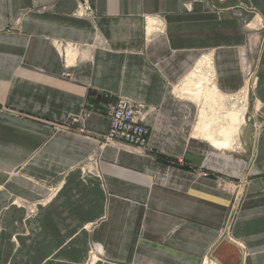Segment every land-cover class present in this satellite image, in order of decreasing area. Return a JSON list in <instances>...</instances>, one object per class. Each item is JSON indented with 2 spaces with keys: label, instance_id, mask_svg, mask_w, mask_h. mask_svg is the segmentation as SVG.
Masks as SVG:
<instances>
[{
  "label": "crops",
  "instance_id": "crops-1",
  "mask_svg": "<svg viewBox=\"0 0 264 264\" xmlns=\"http://www.w3.org/2000/svg\"><path fill=\"white\" fill-rule=\"evenodd\" d=\"M79 1L0 0V264H264L261 0ZM249 35L248 118L215 124ZM117 96L148 107L146 152L102 142Z\"/></svg>",
  "mask_w": 264,
  "mask_h": 264
},
{
  "label": "rangeland",
  "instance_id": "rangeland-1",
  "mask_svg": "<svg viewBox=\"0 0 264 264\" xmlns=\"http://www.w3.org/2000/svg\"><path fill=\"white\" fill-rule=\"evenodd\" d=\"M190 6H192V5H190ZM190 6L186 5V7H188V8ZM263 6H264V0H261V7L263 8ZM244 11H243V13H240L244 24L247 25L249 22L253 21V22H251L249 24V26L252 25L251 27L258 26L259 28H261V30H260L261 33L260 34H262V38H263L264 37V14H261L259 11H255L254 9H252V10L248 9V10H244ZM257 15L262 18V21L260 23H258L257 25H254V23L256 24L257 21H258V18H257L258 16ZM248 29L250 31L251 28L248 27ZM254 31L255 30H253L252 32H254ZM249 37H250V39L247 40L246 49L243 51L242 54H240V56H241V67H242L243 74H244V79H245L244 86L241 89H239V92H236L235 94L228 95V96H225V97L214 96L215 101H217L219 103H222V105H221L222 108L218 109V111H216V113L214 111V114H213V112L211 110H209L210 111L209 112L210 115L212 114V119L215 116V120H214L215 124H219V123L221 124L223 122L222 118L224 117L223 115L225 114V112H227L229 110L228 112L230 113L232 111L233 107L237 108V107H239V106H241L242 104H245V103H246V110H245V112L243 114V119L247 120V118H248V115H249V112H250V96H249V93H250V91H253V90L257 89L258 84H259L258 63L256 61L255 55L253 56L252 54L257 53L256 50L260 47L259 45H260V41H261V36H259L258 38L257 37L254 38L253 35H252V37L249 35ZM254 39H258V41H255V42L253 41V43H252V40H254ZM252 45H253V51L252 52H254V53H250ZM210 66L211 65L206 67V66H201V65L197 64L196 69L197 70H209ZM212 69H213V66H212ZM194 75H196V74L192 75L193 77L190 79V81L185 79L184 86L182 87L183 91H185V89H188V88H193V89L197 88L196 84L192 85L193 81L201 83L202 85H204V91L209 87V84H208L209 81H210L209 79H208V81L206 79L204 81V77H196ZM249 77H251V78H249ZM213 78H214V71H213ZM198 79H200V81ZM201 81H204L205 84H203ZM214 82H215V80H214ZM212 90H213V88H210L208 91H212ZM194 91H196V90H194ZM185 93H187V92H185ZM199 94L200 93H198V95ZM186 95H188V97L196 100L198 105H199V107H202L203 105H205V102H204L203 97L201 95L195 97V96H193L195 94H190L189 92ZM243 95H245L247 99H245V101L244 100L238 101L241 98V96H243ZM243 101H244V103H243ZM230 114H233L234 117H235L234 120L238 122V119H239L238 113L237 112H231ZM226 130H230L229 132L231 134H233L236 129L228 127L227 129L224 130V129L220 128L218 130V134L221 135ZM226 134H228V133L226 132ZM225 136H227V135H225ZM231 136H233V135H231ZM215 146H217V145H215ZM217 147H227V146H217ZM97 259H99V258H97L94 255H89L87 257L86 264H95Z\"/></svg>",
  "mask_w": 264,
  "mask_h": 264
},
{
  "label": "built area",
  "instance_id": "built-area-1",
  "mask_svg": "<svg viewBox=\"0 0 264 264\" xmlns=\"http://www.w3.org/2000/svg\"><path fill=\"white\" fill-rule=\"evenodd\" d=\"M186 5L190 6L191 3H186ZM75 13L80 16L89 15L93 13V9L87 0H81L77 4ZM154 21L155 31H163L162 18L156 17ZM60 44L62 45V43ZM70 46L77 48V45L73 43ZM245 99L247 98L243 95L238 101H245ZM148 110V107L144 104L132 101L126 97L117 96L115 99L109 100L106 111L109 125L107 131L102 134V142L108 144L120 143L127 147L146 152L150 129L144 121Z\"/></svg>",
  "mask_w": 264,
  "mask_h": 264
},
{
  "label": "bare ground",
  "instance_id": "bare-ground-1",
  "mask_svg": "<svg viewBox=\"0 0 264 264\" xmlns=\"http://www.w3.org/2000/svg\"><path fill=\"white\" fill-rule=\"evenodd\" d=\"M262 21V18H260V21L259 22H257L256 23V25L258 24V23H260ZM198 65H201V66H209L210 65V59L207 57V56H204V57H202L199 61H198V63H197ZM244 110H245V107H244ZM229 121L231 122V123H233L234 122V119H235V117L234 116H229ZM212 142L215 144V145H217V146H227L228 145V142H218V141H216V140H212Z\"/></svg>",
  "mask_w": 264,
  "mask_h": 264
}]
</instances>
